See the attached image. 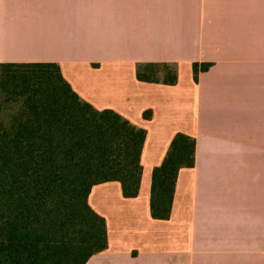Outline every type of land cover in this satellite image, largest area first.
<instances>
[{
  "label": "crops",
  "instance_id": "obj_1",
  "mask_svg": "<svg viewBox=\"0 0 264 264\" xmlns=\"http://www.w3.org/2000/svg\"><path fill=\"white\" fill-rule=\"evenodd\" d=\"M2 62H57L83 99L147 131L139 194L115 180L89 194L108 247L86 264H264V0H0ZM147 62L177 64V83L139 80ZM194 62L210 64L198 81ZM178 132L196 163L154 218L152 172Z\"/></svg>",
  "mask_w": 264,
  "mask_h": 264
},
{
  "label": "trees",
  "instance_id": "obj_2",
  "mask_svg": "<svg viewBox=\"0 0 264 264\" xmlns=\"http://www.w3.org/2000/svg\"><path fill=\"white\" fill-rule=\"evenodd\" d=\"M209 66L193 63L195 81ZM136 74L178 81L175 63H139ZM146 135L116 110L83 99L57 62L0 63V264H86L105 250L107 221L89 194L113 180L125 197L139 194ZM196 146L195 137L176 133L154 168V218L169 219L177 176L195 166Z\"/></svg>",
  "mask_w": 264,
  "mask_h": 264
},
{
  "label": "rangeland",
  "instance_id": "obj_3",
  "mask_svg": "<svg viewBox=\"0 0 264 264\" xmlns=\"http://www.w3.org/2000/svg\"><path fill=\"white\" fill-rule=\"evenodd\" d=\"M6 111H8V110L6 109ZM3 113H4V120L7 122L11 121L10 118H7V115L9 116L10 113H8V112H3Z\"/></svg>",
  "mask_w": 264,
  "mask_h": 264
}]
</instances>
